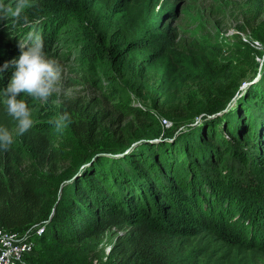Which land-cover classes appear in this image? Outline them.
<instances>
[{
  "label": "trees",
  "instance_id": "16d2710c",
  "mask_svg": "<svg viewBox=\"0 0 264 264\" xmlns=\"http://www.w3.org/2000/svg\"><path fill=\"white\" fill-rule=\"evenodd\" d=\"M115 1L122 21L111 13ZM31 2L0 27V66L19 58L18 43L40 42L48 53L62 43L106 100L153 125L126 142H87L72 122L56 133L48 121L62 112L22 95L34 125L19 136L0 95V126L15 141L0 150V228L45 226L36 238L50 252L42 264H77L86 242L113 229L120 234L104 264H264V64L249 74L198 46L192 57L202 72L189 79L198 90L183 110L156 115L132 106L131 96L147 87L148 57L175 67L181 55L176 29H150L160 0ZM247 13L264 46V9ZM13 71L1 72L0 91ZM161 87L158 110L171 97Z\"/></svg>",
  "mask_w": 264,
  "mask_h": 264
},
{
  "label": "rangeland",
  "instance_id": "374dc122",
  "mask_svg": "<svg viewBox=\"0 0 264 264\" xmlns=\"http://www.w3.org/2000/svg\"><path fill=\"white\" fill-rule=\"evenodd\" d=\"M31 1L28 0V6L22 13L31 5ZM16 2L17 0H0V6L14 10ZM253 5L264 9V0H160L150 19V29L153 34L156 32L154 29L162 24L176 29L181 44L177 48L181 55H175V67L171 63L167 67L166 62L158 56L148 57V65L154 70L148 75L145 91L140 96H131V105L156 115L183 110L188 105V98L198 90V84L189 80L193 73L202 72V64L198 66L201 59L192 57L197 55L198 46L206 52H215V58L219 62L244 65L249 74L260 70L264 64V56H259L258 52L264 53V46L255 39L249 25L250 15L247 13ZM101 6L97 10L102 14L106 13V8ZM113 8L111 13L122 21L124 14L117 1ZM151 11L148 6L149 14ZM12 18L14 16L11 13L5 16L0 11V27ZM62 45L53 44L49 53L44 51L48 58L59 63L62 73L57 91L47 102H40L41 106L69 113L75 129L87 142L94 139H121L126 142L134 134L144 135L153 125L152 121L137 115L128 116L116 109L111 101L104 98L102 91L89 81L91 76L78 69L73 51L69 52ZM6 48V41L0 39V57ZM10 79L11 77L7 83ZM161 84V89L167 88L171 92L164 109L159 108L163 113H159L161 111L154 106L158 96L156 90ZM245 87L246 84L242 85V89ZM119 234V231L112 230L102 240L86 242L77 255V264L106 263L109 249L114 246ZM36 238L33 239L34 257L25 258L22 264H42L50 255L47 243Z\"/></svg>",
  "mask_w": 264,
  "mask_h": 264
},
{
  "label": "clouds",
  "instance_id": "9594fccd",
  "mask_svg": "<svg viewBox=\"0 0 264 264\" xmlns=\"http://www.w3.org/2000/svg\"><path fill=\"white\" fill-rule=\"evenodd\" d=\"M28 6V0H17L15 9L0 6L4 15L11 13L19 18L24 9ZM20 55L18 59L5 62L0 66V72L13 66L11 79L7 86L0 91L4 97L6 113L16 122V135L22 136L34 125L32 109L29 108L22 95L30 97L33 101L47 102L58 89L61 79L62 67L59 63L46 56L40 42L31 44L18 43ZM56 133H62L71 123L69 113H62L48 121ZM13 132L6 127L0 126V150L8 151L14 143Z\"/></svg>",
  "mask_w": 264,
  "mask_h": 264
},
{
  "label": "built area",
  "instance_id": "2783aa9c",
  "mask_svg": "<svg viewBox=\"0 0 264 264\" xmlns=\"http://www.w3.org/2000/svg\"><path fill=\"white\" fill-rule=\"evenodd\" d=\"M164 123L168 125L167 121ZM44 231L45 226L34 227L23 233L0 228V264H22L33 253V239L41 237Z\"/></svg>",
  "mask_w": 264,
  "mask_h": 264
}]
</instances>
